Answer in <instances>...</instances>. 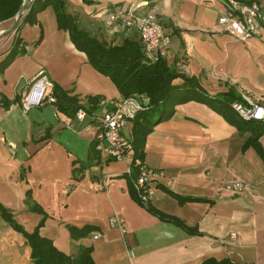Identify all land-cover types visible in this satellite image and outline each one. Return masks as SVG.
<instances>
[{"label": "crops", "instance_id": "crops-1", "mask_svg": "<svg viewBox=\"0 0 264 264\" xmlns=\"http://www.w3.org/2000/svg\"><path fill=\"white\" fill-rule=\"evenodd\" d=\"M66 1L79 29L112 46L140 42L125 22L130 14L157 9L171 38L167 62L173 69L198 79L210 96L232 90L264 105V31L247 42L220 32L222 0ZM243 1L255 2L264 11V0ZM124 7L128 11L123 14ZM13 28L14 21L0 25L4 33L0 65L14 41ZM19 36L25 54L0 71V204L18 224L32 233L42 220L29 209L30 193L31 204L48 216L41 236L67 256L76 257L81 248L92 246L95 264H203L210 259L264 264V162L254 149L243 151L248 133L240 134L209 106L192 101L177 106L174 117L148 136L145 165L164 173L153 184L150 205L199 232L189 235L133 199L127 164L94 151L97 124L90 117L80 122L48 104L23 112L29 80L41 69L54 86L81 103L86 97L122 96L76 49L69 33L59 28L52 7L39 13L35 24L25 25ZM183 84L181 79L175 81L177 86ZM261 144L264 147V136ZM82 164L89 166L76 179L73 171ZM234 179L247 189L240 194L221 190ZM167 191L206 201L180 205ZM113 215L126 220V234L110 226ZM70 226H92L96 231L75 240ZM97 233L101 239L94 241ZM231 234L237 235L236 242L230 240ZM0 264H34L27 240L1 214Z\"/></svg>", "mask_w": 264, "mask_h": 264}, {"label": "trees", "instance_id": "trees-1", "mask_svg": "<svg viewBox=\"0 0 264 264\" xmlns=\"http://www.w3.org/2000/svg\"><path fill=\"white\" fill-rule=\"evenodd\" d=\"M246 3L243 0H238ZM26 0H0V25L14 21L13 31L16 35L11 49L6 59L0 65L1 73L9 67L13 61L20 55L25 54L23 41L19 36L20 30L25 25L36 23L39 13L52 7L57 18L59 28L69 33L72 43L76 49L87 56L89 64L101 75L108 77L122 98L135 96L143 104L144 110L139 112L130 122L129 138L133 144V150L136 158H145V146L148 136L154 131V128L163 122L171 120L176 112V107L196 101L209 106L219 115H221L231 126L235 127L240 134H249L243 145V151L250 148L254 149L264 162V147L261 144V138L264 136V123L257 121H245L240 118L232 109V104L241 101L242 97L235 91L220 96H210L200 86L199 80L189 78L179 74L173 69L167 59L151 63L145 56L141 42L127 40L121 45H108L103 41L92 37L87 32L79 29L77 20L67 12L66 0H34L26 7L25 14L17 23L16 18L25 4ZM4 37V36H3ZM40 39L35 47L41 43ZM181 79L184 81L182 86L175 85V81ZM52 95L56 98L58 111L68 117H75L79 110L87 113V118L93 121V115L97 110V105L101 97H86L84 103L76 97H71L69 93L55 86ZM158 114V120L155 116ZM95 122V121H94ZM94 151L97 152L96 145ZM89 165L82 164L80 170L73 171L74 177L78 178L84 169ZM137 176L134 170L129 178V190L133 199L141 206L133 186V181ZM175 198L180 205L191 202H205L200 198L184 197L167 191ZM30 193H27V204L29 209L42 216V220L32 233L27 232L14 218L10 210L0 204V214L3 220L8 223L14 231L22 234L27 240L31 249V259L34 264H95L92 253L93 247H83L76 257L67 256L59 251L54 243L41 236V229L44 227L48 218L43 210L30 202ZM144 207V206H143ZM147 211L157 217L162 222L170 223L182 229L189 235H198L195 229L188 228L187 225L171 216H167L151 205L145 207ZM73 239H82L89 237L90 233L96 231L92 226H86L83 229L69 227ZM203 264H237L231 259L217 261L210 259Z\"/></svg>", "mask_w": 264, "mask_h": 264}, {"label": "built area", "instance_id": "built-area-1", "mask_svg": "<svg viewBox=\"0 0 264 264\" xmlns=\"http://www.w3.org/2000/svg\"><path fill=\"white\" fill-rule=\"evenodd\" d=\"M225 12L218 19L219 31L229 34L241 42H247L252 38L260 37L264 31V11L257 3H241L238 0H222ZM206 7L211 3L206 2ZM127 7H124L123 14ZM127 28L134 30L140 39L146 58L151 63L167 59L168 50L171 45V38L165 33L163 25L159 21L158 11L152 8L147 14H130L125 22ZM30 89L21 102L24 113H29L34 107L44 104L55 105L56 98L52 95L54 83L49 79L44 70H39L37 74L29 80ZM35 94V99H32ZM241 101L232 104L235 113L245 121H257L264 123V105L255 102L248 95L242 94ZM93 119L97 124L96 149L107 160L124 162L127 164V174L132 176L133 171H137V176L133 181L134 191L144 207L150 205L151 198L155 194L154 182L164 177L163 172L150 170L144 160L136 158L133 144L126 134L130 122L135 116L144 110L143 104L138 98H121L118 100H108L102 98ZM87 118L84 110H79L76 119L83 122ZM247 189V185L234 179L224 185L221 190L229 194H240ZM109 224L113 229L119 230L122 234L128 232L126 220L113 215L109 219ZM94 241L101 239L100 234H95ZM230 240L237 241V235L231 234Z\"/></svg>", "mask_w": 264, "mask_h": 264}, {"label": "water", "instance_id": "water-1", "mask_svg": "<svg viewBox=\"0 0 264 264\" xmlns=\"http://www.w3.org/2000/svg\"><path fill=\"white\" fill-rule=\"evenodd\" d=\"M34 0H26L25 4L23 5L22 9L20 10L17 18H16V22L18 23L21 18L23 17V15L25 14V11H26V7L32 3ZM4 35V33H0V38Z\"/></svg>", "mask_w": 264, "mask_h": 264}, {"label": "rangeland", "instance_id": "rangeland-1", "mask_svg": "<svg viewBox=\"0 0 264 264\" xmlns=\"http://www.w3.org/2000/svg\"><path fill=\"white\" fill-rule=\"evenodd\" d=\"M6 36V35H5ZM155 119L158 120V114L155 116Z\"/></svg>", "mask_w": 264, "mask_h": 264}]
</instances>
